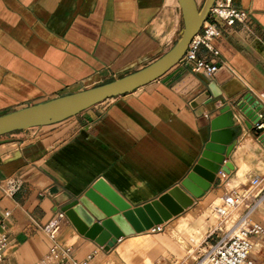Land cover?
I'll return each mask as SVG.
<instances>
[{
    "label": "crops",
    "instance_id": "0c3cea01",
    "mask_svg": "<svg viewBox=\"0 0 264 264\" xmlns=\"http://www.w3.org/2000/svg\"><path fill=\"white\" fill-rule=\"evenodd\" d=\"M232 2L250 15L246 24L220 25L219 58L201 47L199 56L221 65L213 76L179 62L63 121L0 136V180L22 182L13 194L0 186V234L8 239L0 264H35L55 243L71 258L93 255L89 264H193L206 237L225 231L221 220L213 223L211 207L255 177L263 180L254 193L264 186V106L251 128L235 106L247 93L264 104V0ZM183 28L178 0H0V115L138 71L169 51ZM226 107L234 112L236 144L226 157L234 170L221 169L161 232L122 236L107 248L70 219L55 240L45 231L101 177L132 206L181 186L211 138L212 119ZM205 208L207 220L199 213ZM244 208H236L242 211L228 228ZM252 218L264 227V202ZM254 259L264 264V246H256Z\"/></svg>",
    "mask_w": 264,
    "mask_h": 264
},
{
    "label": "water",
    "instance_id": "95a60500",
    "mask_svg": "<svg viewBox=\"0 0 264 264\" xmlns=\"http://www.w3.org/2000/svg\"><path fill=\"white\" fill-rule=\"evenodd\" d=\"M215 1L205 0L199 6L197 0H178L184 22L182 36L160 58L113 81L0 115V136L63 121L157 79L180 62L191 40L202 29ZM235 106L250 120L249 128L261 120L259 112L264 104L254 94H245ZM233 117L234 112L226 107L212 119L211 138L191 172L182 180L181 186L172 188L158 199L132 206L101 177L79 200L72 201L62 210L80 233L107 248L115 246L122 236L145 232L169 221L191 207L194 198L203 196L221 169L229 174L234 170L233 164L226 160L236 144V130L231 128Z\"/></svg>",
    "mask_w": 264,
    "mask_h": 264
},
{
    "label": "built area",
    "instance_id": "2783aa9c",
    "mask_svg": "<svg viewBox=\"0 0 264 264\" xmlns=\"http://www.w3.org/2000/svg\"><path fill=\"white\" fill-rule=\"evenodd\" d=\"M249 15V10L236 7L232 0H216L202 29L193 37L180 62L190 66L194 72H206L213 76L220 70L221 65L212 63L208 57L199 56L201 47H205L213 58H219L220 50L215 46L214 40L222 33L220 25L231 26L235 22L246 24ZM258 128H264V120ZM262 180L255 177L250 181V187L227 191L221 197V202L214 211L222 223L225 224L231 212L241 205L245 207L244 212L231 228L226 227L223 231L222 227H218L206 237L193 264H255V248L257 245L264 246V227L253 220L252 213L264 202V186L256 193L253 189ZM21 184L18 178L0 180V186L11 194L18 190ZM68 221L66 212L60 209L45 227V231L55 240ZM161 225H156L152 229L161 231ZM216 230H220L222 234L215 239ZM7 247V237L0 234V261L5 257ZM58 249L59 245L55 243L51 250L35 264H89L93 258V255H89L86 259L78 260L67 255L70 252L69 249H66V254L59 253Z\"/></svg>",
    "mask_w": 264,
    "mask_h": 264
},
{
    "label": "rangeland",
    "instance_id": "374dc122",
    "mask_svg": "<svg viewBox=\"0 0 264 264\" xmlns=\"http://www.w3.org/2000/svg\"><path fill=\"white\" fill-rule=\"evenodd\" d=\"M199 6H202L203 5V3H204V0H199ZM215 207V206H214ZM241 211H242V209H234L231 213L232 214H230V217L228 218V220L225 222V225H226V227L228 228V226H230V224H231V220L233 219V216H238L240 213H241ZM200 213V215H203V216H205V220H207V208H205L204 210H202V211H200L199 212ZM209 215H210V217L212 218V220H213V223H216V224H219V222H220V218L216 215V213H215V211H214V208L213 207H211V209L209 210ZM166 231H168V232H171V230L170 229H166ZM158 232V231H157ZM159 232H161V231H159ZM191 240V242L193 243V244H195V245H199L201 242L199 241V240H197V241H193L192 239H190ZM198 248V247H197ZM192 255H194V252L192 253Z\"/></svg>",
    "mask_w": 264,
    "mask_h": 264
},
{
    "label": "bare ground",
    "instance_id": "6f19581e",
    "mask_svg": "<svg viewBox=\"0 0 264 264\" xmlns=\"http://www.w3.org/2000/svg\"><path fill=\"white\" fill-rule=\"evenodd\" d=\"M151 229H152V228H151ZM151 229H150V230H151ZM152 230H153V229H152ZM147 231H148V230H147Z\"/></svg>",
    "mask_w": 264,
    "mask_h": 264
}]
</instances>
